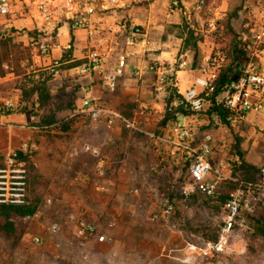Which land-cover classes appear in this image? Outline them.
<instances>
[{"label":"rangeland","instance_id":"obj_1","mask_svg":"<svg viewBox=\"0 0 264 264\" xmlns=\"http://www.w3.org/2000/svg\"><path fill=\"white\" fill-rule=\"evenodd\" d=\"M153 3L164 7L163 0L141 4ZM165 3L173 7L172 0ZM13 9L14 15L20 17L23 12L34 22V26L14 27L18 39L8 69L19 75L13 83L22 90L19 103L24 100L28 105H21L18 111L30 112L29 125L50 127L33 130L17 123L14 134L17 143L10 149L6 146L8 131L0 126V165L13 151L27 153L30 203L37 207L32 216H13L14 233L2 229L7 220L0 217V264H264V237L255 234L254 227L256 218L264 212V198L259 192L256 191L251 207L242 212L239 226L224 233L226 242L221 244L226 218L222 197L238 186L222 182L221 195L217 198L201 194L185 199L181 188L189 177V163L183 160L175 164L165 157L167 154L161 155L152 146L141 155L144 166L140 172L128 170L134 161L127 154L126 170L121 169L118 158L124 157L123 149L127 147L109 143V139L118 127L125 136L130 135L131 141L142 132L129 128L122 120L114 127L88 130L92 120L81 112L82 100L76 93L80 84L73 80L78 73L72 70L74 63L67 62L65 52L62 57L53 58L56 44H61L56 38L59 29L40 26L27 0H13ZM244 20L242 17L238 21V29ZM70 33L67 25L61 27L63 41L71 38ZM32 35L52 45L50 64L35 44V38L31 39ZM56 60L62 64L59 74L54 75L50 67ZM36 86L41 88L34 91ZM121 94L118 87L108 88L98 98L107 105L126 109L123 105L130 100ZM200 116L204 120L211 118L207 111ZM245 123L254 125V135L264 137L260 120L247 119ZM210 128L220 127L210 120L200 126L201 133ZM233 133L234 141L229 146H221L224 152L218 153L217 163L232 160L238 152L235 147L238 140L243 143L245 138L250 139L241 137L237 130ZM85 138L104 148L105 162L111 159L100 178L107 190L92 183L97 176L99 158L71 155L73 145L84 142ZM171 201L175 211L169 219L163 218L162 213ZM72 215L97 224L113 240L100 242L95 237L80 236ZM56 221L60 222L61 229L54 233L52 225ZM39 235L45 240L36 244L34 238Z\"/></svg>","mask_w":264,"mask_h":264},{"label":"built area","instance_id":"obj_2","mask_svg":"<svg viewBox=\"0 0 264 264\" xmlns=\"http://www.w3.org/2000/svg\"><path fill=\"white\" fill-rule=\"evenodd\" d=\"M34 8L39 24L42 27L60 29L67 25L70 31H81L86 34L88 53L84 61L74 67L82 75H91L101 67L112 53H118V68L107 75V86L114 90L118 85L119 78L125 73L128 65L129 52H120L113 49L116 40H123L128 47H135L146 40L144 27L137 24L127 15H121L122 11L136 6L139 3L150 0H27ZM258 9L247 6L244 22L241 31L238 33V40L243 48L250 52V60L242 69L240 80L217 96V104L223 107L225 116L214 114L215 124L218 126H232L251 114H264V0H257ZM207 0H199L198 7L203 8ZM176 8L183 10L180 0H173ZM186 8V6H184ZM13 0H0V15H13ZM3 38L0 35V40ZM35 44L45 56L49 57L52 52V45L48 42L35 38ZM74 41L66 45V50L73 51ZM178 62L180 69L188 66L187 59ZM227 55L223 50L213 52L206 66L202 65V76L197 77L195 86L184 93H176L171 97L166 112H174L178 108H188L195 113L208 111L209 98L216 91L215 81L218 79L223 63ZM70 60V59H69ZM72 60V59H71ZM70 63V62H68ZM59 60L50 67L51 72L59 74L61 66ZM164 65L154 62L145 68H136L135 74L143 76L147 71L158 74L161 82L172 83V74L162 70ZM86 92L91 91L86 84L81 85ZM201 90H200V89ZM6 111L15 110L18 105L13 100L4 103ZM81 112L88 115L95 125L114 127L118 120H122L129 128L141 131L137 122L125 117L118 110L107 105L99 98L89 95L84 98ZM185 117V116H182ZM180 117V118H182ZM33 130L47 129L48 125L26 124ZM171 131L174 135V142L188 149L189 153L183 158L189 163V177L181 188V195L189 199L197 195H206L210 198H217L221 195L220 187L222 182H233L238 187L228 193L223 208L226 213L225 227L221 236V244L226 242V232L234 231L239 226L242 212L249 209L253 203L256 191L264 198V164L259 168V177L256 181L247 182L235 175V170L243 162L239 154H235L232 160L214 163L217 151L215 135L205 131L200 138L198 147L191 146V140L197 137L194 129L185 121H171ZM27 148V144L25 145ZM81 153L90 154L100 159L96 179L92 183L101 190H107V185L100 178L105 174L103 151L99 146L90 142L83 143L80 148L75 147L71 151L74 157ZM166 158L161 160L164 163ZM30 204V177L29 169L18 152L13 151L5 158L0 165V206H27ZM175 211V204L171 201L165 207L162 217L169 219ZM76 222V228L80 236L95 237L100 242L113 240L107 233L100 230L99 226L82 216L72 215ZM61 229L60 222L52 225L54 233ZM44 237L39 235L34 238L36 244L44 242Z\"/></svg>","mask_w":264,"mask_h":264},{"label":"crops","instance_id":"obj_3","mask_svg":"<svg viewBox=\"0 0 264 264\" xmlns=\"http://www.w3.org/2000/svg\"><path fill=\"white\" fill-rule=\"evenodd\" d=\"M198 1L180 0L183 5V10L176 8L175 5L169 8L168 6L170 4L167 5L165 3L166 0H163L164 7L162 8H159L161 6L159 3L149 4V6L140 3L123 10L121 13V15H127L137 24L143 26L147 34L146 40L135 47H128L120 39L119 41L116 40V46L113 47L115 50L122 49V52H129L128 65L124 75L119 78L117 87L122 93L123 98L130 101H127L123 105L126 109L120 107L118 109L113 105L111 107L123 115L126 114L127 117H132L133 111L135 110V115L131 119L137 122V125L141 129L140 132H142L137 133L131 141L129 140L130 135L128 137L125 136L122 129L119 127L116 130L114 129L115 135L108 142L122 145L123 148L127 147L126 150L123 149V152H125L124 157L118 158V162H122L120 163L121 169L126 170L127 154L134 161L133 166L128 170L140 172L139 169L144 166L141 155L145 153L146 148L149 149L151 146L155 147V151L160 152L161 155L163 154L164 156V154H167L165 157L173 160L175 164L183 161V158L189 153L188 149L174 142L171 122L164 124L167 113L166 109L172 100L171 97L173 94L184 93L195 86L197 77L202 76V65L206 66L208 64L207 61L213 52L217 50L225 51L227 59L223 63V66L228 64L229 58L227 52L232 45L234 34L227 29L225 21L231 18L232 25L237 33H239L241 28H237L239 25L238 21L245 16L247 6L255 10L258 9L257 1L255 0H207V4L203 8L198 7ZM22 13L20 17H18V14L10 15L11 17L0 15V35L12 39L13 44H16L18 39L14 31L16 25L34 26L31 17H25ZM236 13L237 15L233 16ZM60 29L56 38H58L61 44H56L57 47L54 49L53 58L57 59L58 57H62L63 52H65L67 62L74 64L77 62V65H80L82 63L81 60L88 53L85 54L84 52L87 50L88 45L86 34L81 31H71V38L63 41L60 36ZM33 38L34 36L31 37V39ZM70 41H74V51L64 50ZM183 56L187 59L188 66L180 69L178 62L183 59ZM45 61H49L48 64H50L52 58L47 57ZM154 62L164 65L162 70L169 71L172 74V83L161 82L158 74L150 71H147L143 76L135 74L136 68H145ZM118 64V53L113 52L111 58L91 75L77 73L73 80L76 84H80L76 93L78 99L82 100V105L85 97L93 95L98 98L100 93L108 92L109 87L106 83V77L118 68ZM262 65L264 72V61ZM5 67L9 73L5 77H0V126H4V129L8 131L9 138L6 146L8 145L11 149L17 143L14 137L15 130H17L16 127H18L17 123H22V127L25 126L29 122L31 115L26 109L18 111L21 105L26 107L28 105L24 100L19 103L18 100L21 97L22 90L16 87V85H13L18 80L19 75L12 69H8L10 68L9 63L5 64ZM74 67L72 70H75ZM82 84L88 85L91 91L86 92L83 90L81 87ZM68 88L71 89L70 85ZM10 100L16 102L18 108L6 111L3 107L4 103ZM200 114L196 113L179 118V120L185 121L188 124L192 123L191 126L194 129V134L197 136L190 141L192 147L199 146L200 138L205 132L203 131L201 133L200 126L210 120L216 122L213 115L210 116V119L204 120ZM247 119L260 120L261 126L264 128V114L251 113L245 120ZM245 120L231 127L219 126L220 128L217 130L212 128L208 129L215 135L216 139L217 151L215 153L214 163L217 161L218 153L224 152L221 146H229L234 141L233 132L237 130L240 132L241 137L246 136L250 138L249 140L245 138L244 142L240 143L244 159L257 168L264 164V137L254 135L256 134L254 133L256 128L253 127L254 125L252 127L247 125ZM103 126L105 125H95L92 122L88 130L95 131ZM86 142L99 146L105 156L104 148L89 138H85L82 143L73 145V149L75 147L80 148ZM81 155L90 154L81 153ZM110 161L111 159L106 160V162L104 161V171H106V166L111 163Z\"/></svg>","mask_w":264,"mask_h":264},{"label":"trees","instance_id":"obj_4","mask_svg":"<svg viewBox=\"0 0 264 264\" xmlns=\"http://www.w3.org/2000/svg\"><path fill=\"white\" fill-rule=\"evenodd\" d=\"M236 15L237 13L233 14V16ZM225 24L227 26V29L234 34L233 35L234 38L232 41V45L227 52L229 62L228 64H225L221 68L218 79L215 81L216 91L209 98V108L207 111L208 115L219 114L225 116L223 107L217 104V96L240 80L243 74L242 69L244 65H246L250 60V52H248L245 48H243L241 42L238 40V33L234 28V26L232 25L231 18L227 19L225 21ZM32 36H34V38L39 37L38 35H32ZM15 48H16V44L15 43L13 44L12 39L10 38L3 37V39L0 41V77H5L8 75L9 71H7L5 64L11 61L13 56V51L15 50ZM77 64L78 63H75L74 66H76ZM40 88L41 86H36L34 91H38ZM192 114H196V113L188 108L180 107L174 112L166 113L164 124L178 120L182 116L186 117ZM235 147L238 151L237 153L240 154V157L243 162V164L235 170V175L241 178V180L247 182L256 181L258 179L259 168L254 167L244 159L243 157L244 154L241 151V147H240V140H238ZM19 154L23 161L28 160L27 153L20 152ZM222 198L225 202L228 198V194H226ZM36 208L37 207L31 205V203L27 206H20V207L1 205L0 217H3L7 220V223H5L2 226V229L8 231L9 233H14L16 231V225L15 222L12 220L13 216H21V217L32 216L36 213L37 211ZM254 227H255V234L264 237V212L262 213V215H260L259 218H256Z\"/></svg>","mask_w":264,"mask_h":264}]
</instances>
